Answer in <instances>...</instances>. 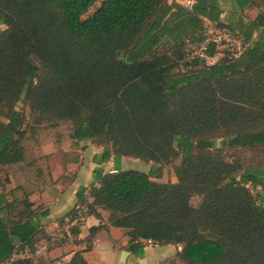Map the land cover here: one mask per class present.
Here are the masks:
<instances>
[{"label":"trees","instance_id":"16d2710c","mask_svg":"<svg viewBox=\"0 0 264 264\" xmlns=\"http://www.w3.org/2000/svg\"><path fill=\"white\" fill-rule=\"evenodd\" d=\"M96 1L0 0V190L9 181L3 167L25 158L32 127L23 104L33 124L69 121L72 138L151 162L148 172L96 169L88 189L89 213L107 210L109 225L127 230L130 249L182 243L188 264H264V197L252 193L264 190V44L251 42L264 29V10L246 25L217 23L247 45L205 65L186 60L181 42H202L198 16L215 21L218 11L206 8L215 0H195L192 9L101 0L84 17ZM249 1L235 0L240 9ZM164 39L171 48H159ZM209 68L211 78H203ZM230 138L231 147L253 153L252 162L224 152ZM170 162L175 181L152 179ZM4 207L0 199V264H35L13 255L34 250L39 224L11 221ZM103 228L90 227V237ZM82 252L65 264H87Z\"/></svg>","mask_w":264,"mask_h":264},{"label":"crops","instance_id":"0c3cea01","mask_svg":"<svg viewBox=\"0 0 264 264\" xmlns=\"http://www.w3.org/2000/svg\"><path fill=\"white\" fill-rule=\"evenodd\" d=\"M173 1L188 9H192L195 3V0H190V3H186L187 0H168V3ZM206 8L218 11V15L215 21L199 15L203 24L209 21L229 28L246 25L264 10L258 0H250L242 9L235 0H215L211 8ZM254 10L255 14L249 15ZM253 41L264 44V29L252 33ZM39 139L37 133L28 135L26 140L32 141L34 148L27 150L25 147L23 161L4 166L9 181L0 190V199L3 205L7 204L3 212L11 221L31 217L39 224L42 233L37 234L35 246L47 245V248L35 257V249L30 251L25 247L13 257H25L27 254L35 264H65L76 251L83 250L82 255L87 264H188L181 254L184 247L182 243L155 244L143 241L141 252H135L128 247L127 230L109 225L107 210L97 208L99 216L89 213L87 204L91 202V197L88 189L97 184L94 170L108 173L117 169H130L126 161L120 167L115 164V160H131L134 169L148 172L151 162L148 170H145L141 168L144 161L116 155L110 145H99L91 139L76 140L70 134L57 137L54 139L56 142L51 140L47 144ZM152 179L156 180L154 177ZM83 188L85 190L82 192ZM78 210L86 213L79 225L73 228L69 242L52 243L51 240L64 227L66 219ZM99 224L106 228L99 229L90 237V227ZM123 251H127V254L121 260Z\"/></svg>","mask_w":264,"mask_h":264},{"label":"rangeland","instance_id":"374dc122","mask_svg":"<svg viewBox=\"0 0 264 264\" xmlns=\"http://www.w3.org/2000/svg\"><path fill=\"white\" fill-rule=\"evenodd\" d=\"M100 2H101V0H97L90 7L88 12H86V14H84V17H87L88 15H90L93 12V10L100 4ZM253 14H255V10L249 12V15L252 16ZM1 29H3L2 25H0V30ZM181 43H183L182 47H181V51H182V54H183L184 58L186 59V57L190 54V52L194 48H196L195 47L196 45L194 43H192L191 41H187V40H184ZM159 45H160L159 48H161V47L171 48V47H169V45H171V43L168 44L167 39H164L163 41H161V43ZM178 70H179V68H178ZM18 109L20 110L21 114L25 117V123L26 122L28 123V124L26 123V125H30L29 127H32V130H30V128L27 129V132H28L27 135H30L32 133H37V136H40L39 141L43 142V144H47L51 140L56 142L54 140L55 138H57V137H61L62 138V136H64V135L67 136V135L71 134L72 124L69 121L59 122L56 126H52L49 122H42V123H39V124H33L32 123V117H30L29 110H28L27 106H25L23 104H20L18 106ZM217 143H219V140L217 141ZM233 143H234V141H231L230 143H228L229 146L228 145L224 146L223 147L224 152L227 155H230L231 153L232 154L234 153V154L242 155L244 157V159L248 160L249 162H252L253 153L251 151H249V150H240L239 151L237 148H234V147L230 146ZM24 145H25V147H27V150H32L34 148V146H35L34 144H32V141H28V140L24 141ZM218 147H219V145H218ZM263 159H264V157H263ZM259 160H261V159L259 158ZM123 161H126V163L129 166H131L129 168H134L135 167L134 163H132L131 160H115V164L117 166L122 167L123 163H124ZM175 161H178V160H175ZM149 165H150L149 162H145L144 166L141 167V164H140L139 167L144 168L145 170H148ZM173 169H174V162L161 164V166L157 170L158 174L154 178H156V180H158V181H164V182H166V181H175L176 177H175ZM7 174L8 173L6 172V170L3 167L2 174H1L2 177L6 176ZM252 193H253V195L256 196V198L259 195V193H261L262 196L264 197V190H262L261 187H259V186L255 187V188H252ZM199 201H200V198L198 196H193L191 198V204L194 205V206H197ZM73 228H72V232H73ZM50 237L52 238L53 236H50ZM51 242L59 244V243L69 242V240H68V238L64 239V238H62L60 236H54V239L51 240ZM39 245L40 244L35 246L34 249L36 250ZM13 259H16V257H13Z\"/></svg>","mask_w":264,"mask_h":264},{"label":"built area","instance_id":"2783aa9c","mask_svg":"<svg viewBox=\"0 0 264 264\" xmlns=\"http://www.w3.org/2000/svg\"><path fill=\"white\" fill-rule=\"evenodd\" d=\"M186 3H190L187 0ZM204 39L198 45H196L190 54L186 57V60L199 59L203 61L205 65L214 64L220 57L224 55L226 51H229L232 57H237L246 47V42L243 36L238 35L230 31L226 27L219 26L215 22H209L203 24ZM213 47V53L210 54L209 50ZM86 211L78 210L75 215L69 217L64 227L57 231L56 235L62 238H69L72 236V228L79 225L83 219ZM47 248V245H41L33 251L35 256L42 254ZM27 255V254H26ZM25 255V257H26ZM27 257H29L27 255Z\"/></svg>","mask_w":264,"mask_h":264},{"label":"water","instance_id":"95a60500","mask_svg":"<svg viewBox=\"0 0 264 264\" xmlns=\"http://www.w3.org/2000/svg\"><path fill=\"white\" fill-rule=\"evenodd\" d=\"M126 58H127V60H130L131 59V53H128ZM211 76H212V68H209L208 70H206L205 72L202 73V77L203 78H208L209 79V78H211ZM231 141L236 142V139L235 138H230L229 142H231ZM126 254H127V251H123L122 252L121 260H124Z\"/></svg>","mask_w":264,"mask_h":264}]
</instances>
